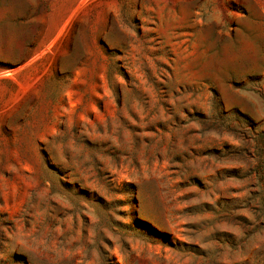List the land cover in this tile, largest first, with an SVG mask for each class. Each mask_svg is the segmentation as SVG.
I'll use <instances>...</instances> for the list:
<instances>
[{"label": "rangeland", "instance_id": "rangeland-1", "mask_svg": "<svg viewBox=\"0 0 264 264\" xmlns=\"http://www.w3.org/2000/svg\"><path fill=\"white\" fill-rule=\"evenodd\" d=\"M0 264H264V0H0Z\"/></svg>", "mask_w": 264, "mask_h": 264}]
</instances>
